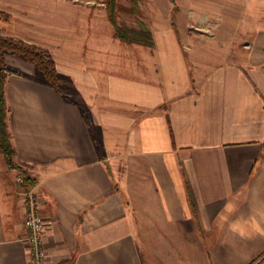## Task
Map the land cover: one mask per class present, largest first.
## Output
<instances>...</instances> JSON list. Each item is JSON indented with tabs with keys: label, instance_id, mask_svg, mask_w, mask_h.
<instances>
[{
	"label": "crops",
	"instance_id": "1",
	"mask_svg": "<svg viewBox=\"0 0 264 264\" xmlns=\"http://www.w3.org/2000/svg\"><path fill=\"white\" fill-rule=\"evenodd\" d=\"M209 1L217 15L139 0L147 46L113 36L102 2L0 0L13 23L0 32L41 48L92 121L4 52L12 159L40 199L45 264H264V0ZM184 19L209 33L190 38ZM18 177L0 153V264H29Z\"/></svg>",
	"mask_w": 264,
	"mask_h": 264
},
{
	"label": "trees",
	"instance_id": "2",
	"mask_svg": "<svg viewBox=\"0 0 264 264\" xmlns=\"http://www.w3.org/2000/svg\"><path fill=\"white\" fill-rule=\"evenodd\" d=\"M129 1L130 8L127 9V11L134 16L137 27H125V25H121L118 22L117 13L120 6L116 0H106L105 2L107 18L112 26L113 36L125 42H137L143 45L151 46L153 44L151 31L140 19L139 0ZM9 18L10 15L8 13L0 10L1 20L8 21ZM6 51H12L21 54L28 62L35 64L36 67L41 71L43 78L49 81L52 87L55 88L64 99L71 101L78 106L89 130L92 128V121L87 108L83 104L72 100L70 95L61 89V81L55 70L54 63L45 56V52L41 48L0 34V153L2 154L5 164L8 167L18 170L19 174L21 175L24 187L29 188L32 185L33 180H31L28 175H25V172L22 170V168L16 165L12 159L14 148L11 143V135L7 125L8 106L4 96V87L7 75L3 70V56L4 52ZM71 262L72 259H68L61 260L54 264H71Z\"/></svg>",
	"mask_w": 264,
	"mask_h": 264
},
{
	"label": "rangeland",
	"instance_id": "3",
	"mask_svg": "<svg viewBox=\"0 0 264 264\" xmlns=\"http://www.w3.org/2000/svg\"><path fill=\"white\" fill-rule=\"evenodd\" d=\"M83 1L85 4L95 3L98 5H101V2H102L104 4V6H105V2H106V0H83ZM170 1H173L175 4H177V0H169V2ZM178 1L181 2L182 4L184 3L183 6L185 5L187 7H196V6H203L204 7L205 6L208 9H213L215 11H213L212 15H217V13H215V12L219 10L218 4L213 5V3H211L209 0H178ZM116 2L120 6L118 13H117L118 22L121 25H125V27H137V23H136L134 16L127 11V9L130 8V1L129 0H116ZM241 3H243L242 5L244 8H246V7H248V9L251 8V3H252L251 0H227L228 10L231 7V5H235V4L239 5ZM171 6L173 7V4H171ZM139 7H140V4H139ZM238 7H240V6H238ZM260 7L264 8V4L261 3ZM139 10H140V8H139ZM245 12H246V10H245ZM261 16H264V11H261ZM140 17H141V12H140ZM208 17L211 20H213L214 22L218 21L211 16H208ZM243 17L246 19L248 17L247 13H244ZM11 18H12V16L10 15L9 20L5 22L6 25H1L3 23H1V21H0V26H4L5 29L7 28L9 31L12 32L11 25L13 23H11L12 22ZM218 18H219V16H218ZM262 21H264V20H262ZM182 23H183V29H185L187 31L188 36L190 38L202 37L203 35H205V33H209V31H207L208 29H207L206 24L199 23V21L197 19L196 20L184 19L182 21ZM6 31L4 32L5 34H3L2 32H0V34H3L7 37H11L10 34L7 33L8 31L7 32ZM210 33L211 34L213 33L212 36H215V35L218 36L220 31L217 30V32H216V30L213 26ZM17 40H20V39H17Z\"/></svg>",
	"mask_w": 264,
	"mask_h": 264
},
{
	"label": "built area",
	"instance_id": "4",
	"mask_svg": "<svg viewBox=\"0 0 264 264\" xmlns=\"http://www.w3.org/2000/svg\"><path fill=\"white\" fill-rule=\"evenodd\" d=\"M19 184L22 178L16 180ZM25 213L22 225L26 229L23 241L29 254V264H45L48 258V252L42 245V234L46 228V219L40 212V199L34 194L32 189H24Z\"/></svg>",
	"mask_w": 264,
	"mask_h": 264
}]
</instances>
